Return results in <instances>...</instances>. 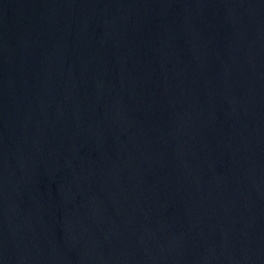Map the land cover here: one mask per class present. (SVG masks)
Returning a JSON list of instances; mask_svg holds the SVG:
<instances>
[{
    "label": "water",
    "instance_id": "95a60500",
    "mask_svg": "<svg viewBox=\"0 0 264 264\" xmlns=\"http://www.w3.org/2000/svg\"><path fill=\"white\" fill-rule=\"evenodd\" d=\"M0 264H264V0H0Z\"/></svg>",
    "mask_w": 264,
    "mask_h": 264
}]
</instances>
